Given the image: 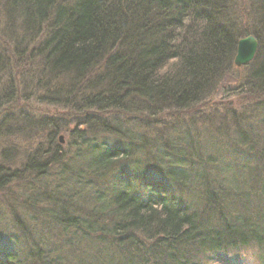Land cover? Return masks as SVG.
<instances>
[{
    "label": "trees",
    "instance_id": "16d2710c",
    "mask_svg": "<svg viewBox=\"0 0 264 264\" xmlns=\"http://www.w3.org/2000/svg\"><path fill=\"white\" fill-rule=\"evenodd\" d=\"M238 1L0 0V136L45 134L13 170L19 149L2 150L0 189L33 199L0 209L56 239L0 231V264H224L249 249L264 264V0ZM246 35L257 50L228 80ZM231 90L257 101L207 106Z\"/></svg>",
    "mask_w": 264,
    "mask_h": 264
},
{
    "label": "rangeland",
    "instance_id": "374dc122",
    "mask_svg": "<svg viewBox=\"0 0 264 264\" xmlns=\"http://www.w3.org/2000/svg\"><path fill=\"white\" fill-rule=\"evenodd\" d=\"M248 1L249 0H239L238 2H240V3L244 2V5H247ZM249 24H251V23L249 22ZM250 26L251 25H249V27ZM6 51H7V53L13 54V45L10 44L6 48ZM6 51H5V53H6ZM29 69L31 71L37 70V64L36 63L32 64L29 67H21L20 70L15 67L13 69V73L15 75L20 74L19 77L23 76V77H25V80H26V77L28 76L27 74H28V70ZM235 69H237V70H235ZM235 69H234L235 72L234 71H232V73H231V71L229 72L230 73L229 76L227 75L228 73L225 75V77L228 76V78H227L228 80H230L231 78H232L231 80H234L236 77L238 79H241L243 77V75L245 74V69L244 70L243 69H238V67H235ZM9 71H10V69H9ZM9 71L6 73V77H9ZM4 72L5 71H2V70L0 71L1 74H4ZM1 74H0V94L3 93L4 90L7 89L6 88L7 87V79L5 78V75H4V77H2ZM15 80L18 81L16 78H15ZM235 84H237V79H236L235 82L229 83V87H232ZM229 87L227 86V88H229ZM18 88H19V90L22 89V87H20V86H18ZM225 90H227V89H225ZM230 92H231V94H230ZM20 94L21 95L23 94L22 91L20 92ZM224 95H225V93H224ZM222 96L223 95H221V93H219L215 98L209 99L207 101V103H208L207 106L210 107V106H214L215 103H219L222 106H225L227 108L231 107L233 109H236V108L239 109L240 106H241L240 104L245 103L243 101V99L246 101L247 104L255 103L257 101L256 98L258 96V93H256V95H254V96H250V95H248L246 93H243V95L239 94V93H233L232 90H231V91H229V93H227L226 96H223V97ZM235 98H237V99H235ZM19 101H21V102H19ZM26 101H27V103L30 104V107H35L37 109L36 110L37 114H53V113H62L63 112V110H61V109H53V108H51L53 106H48L46 104H36L37 103V98L36 97H30ZM16 102H18V103H15V104L11 105V107L13 109H15L14 111H20L19 110L20 108L24 109V104L22 103L23 101L21 99L20 100L17 99ZM201 104H203V103H201ZM4 107H0V119L4 116L5 113H11V111H12V109H10L9 111H7L8 110L7 109L5 111ZM193 110L194 109H192V108H188V109H185L183 111V113L187 114L186 117L190 116L189 118H192V116L190 114L192 113ZM181 113L182 112L178 113L179 118H184L182 116L180 117ZM14 128L10 131V135L7 134V135L0 136V155L4 153V151H5L4 148L8 147V146H11L12 148L16 147V149L17 148L19 149L16 152H13V151L11 152V153H13V156H14V154H16V159H15V161H13V167H11L12 170H13V168L19 167V165L23 161L25 163V160L22 159L23 156L21 154L18 155V153L24 151L27 148H31V149L28 150V151H31L32 148L38 144V142H42L41 138H43V136L45 135L43 133H39V134H37V133H35V134L27 133V132H30V131H27L26 133L22 134L19 129L14 131L15 130ZM197 132L199 133V130L195 131L194 133H197ZM112 140H113L112 141L113 142L112 143L113 146H116V147L117 146H121V142L120 141H118V140L116 141V139H112ZM2 150H4V151H2ZM8 155H9V152H8ZM15 185L16 184H12V185L7 186L4 189H0V204L3 205L4 204L3 201L6 200V199H10V198L19 199V200L20 199H28V198H30L29 195L26 196L25 188H22V186H20L19 184H18L19 186H17V187ZM84 186H85L84 184H81L80 187L84 188ZM20 187H21V190L18 189ZM47 187H49V186L47 185ZM94 188L97 189V187H94ZM41 190H43V189L41 188ZM12 191H17L18 195L16 194V192L13 193ZM44 191L45 190H43L41 192L43 194H46V197L48 195H50L49 191H46V192H44ZM60 191L64 194L65 199L69 198V196H68L69 193L72 194V195H75L74 193H71L70 189H68L66 191L65 187H62ZM78 192L79 191H76V196H75L76 198L79 197ZM82 194H83V191H82ZM30 199H33V198H30ZM27 203H28V205H31L32 201H27ZM36 220H37L36 224L33 225V222L35 220L33 222H30V220L28 218L26 219V218L19 217L18 218V221H19L18 224L19 225H16V226L13 227L12 226V222H14V221L11 218V216L8 214L7 209H5L4 206H3V208L0 209V231L1 232L5 233V232H7L9 230V233H10V230H13L16 233L17 237H18V234H20L22 236L21 232H23L25 234V239L30 240L32 238L33 241L37 242L38 241L37 238L41 239L42 236L40 234L36 235L34 232L36 231V229H39V228L42 229L44 227L43 223L47 222V219L43 220V219L37 218ZM20 227H21V231L19 229ZM11 235L15 236L12 232H11ZM17 237L10 239V241L7 244L8 248H11L12 250L13 249H16L18 251L20 250V248L24 245V243L21 242V240L19 238H17ZM0 246H2L1 243H0ZM228 257H229V259L227 260L223 256H221L222 260L224 261V264H256L257 252H255L254 249H249V250L241 251L240 254H230Z\"/></svg>",
    "mask_w": 264,
    "mask_h": 264
},
{
    "label": "water",
    "instance_id": "95a60500",
    "mask_svg": "<svg viewBox=\"0 0 264 264\" xmlns=\"http://www.w3.org/2000/svg\"><path fill=\"white\" fill-rule=\"evenodd\" d=\"M258 42L253 35H246L237 41L234 64L241 66L247 64L254 56L257 50ZM59 141L63 142L62 136Z\"/></svg>",
    "mask_w": 264,
    "mask_h": 264
},
{
    "label": "bare ground",
    "instance_id": "6f19581e",
    "mask_svg": "<svg viewBox=\"0 0 264 264\" xmlns=\"http://www.w3.org/2000/svg\"><path fill=\"white\" fill-rule=\"evenodd\" d=\"M43 230V229H42ZM39 229H36V231L34 232L36 235L40 234L41 236H43L41 239L45 241V244H50L51 249H53L56 246V239L54 237H51V235L45 231H42ZM38 240V238H37ZM36 241H33L32 238L30 239V244H35Z\"/></svg>",
    "mask_w": 264,
    "mask_h": 264
}]
</instances>
